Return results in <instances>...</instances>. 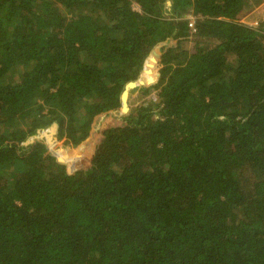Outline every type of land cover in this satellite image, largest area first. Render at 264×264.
Listing matches in <instances>:
<instances>
[{
	"label": "trees",
	"instance_id": "obj_1",
	"mask_svg": "<svg viewBox=\"0 0 264 264\" xmlns=\"http://www.w3.org/2000/svg\"><path fill=\"white\" fill-rule=\"evenodd\" d=\"M263 3L0 0V264H264Z\"/></svg>",
	"mask_w": 264,
	"mask_h": 264
},
{
	"label": "rangeland",
	"instance_id": "obj_2",
	"mask_svg": "<svg viewBox=\"0 0 264 264\" xmlns=\"http://www.w3.org/2000/svg\"><path fill=\"white\" fill-rule=\"evenodd\" d=\"M259 20H264V3L252 10L251 12L245 13L240 17V21L248 25H256ZM152 97L155 96L152 95Z\"/></svg>",
	"mask_w": 264,
	"mask_h": 264
},
{
	"label": "built area",
	"instance_id": "obj_3",
	"mask_svg": "<svg viewBox=\"0 0 264 264\" xmlns=\"http://www.w3.org/2000/svg\"><path fill=\"white\" fill-rule=\"evenodd\" d=\"M188 19H189L188 20L189 28L191 29L192 32H195L196 17L193 14H189Z\"/></svg>",
	"mask_w": 264,
	"mask_h": 264
}]
</instances>
